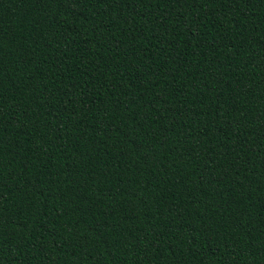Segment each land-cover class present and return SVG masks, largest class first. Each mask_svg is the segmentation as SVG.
I'll list each match as a JSON object with an SVG mask.
<instances>
[{
    "label": "trees",
    "instance_id": "trees-1",
    "mask_svg": "<svg viewBox=\"0 0 264 264\" xmlns=\"http://www.w3.org/2000/svg\"><path fill=\"white\" fill-rule=\"evenodd\" d=\"M0 264H264V0H0Z\"/></svg>",
    "mask_w": 264,
    "mask_h": 264
}]
</instances>
